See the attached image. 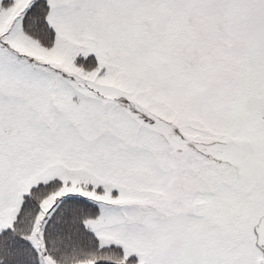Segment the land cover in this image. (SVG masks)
Listing matches in <instances>:
<instances>
[{"label": "snow or ice", "instance_id": "6c2138e0", "mask_svg": "<svg viewBox=\"0 0 264 264\" xmlns=\"http://www.w3.org/2000/svg\"><path fill=\"white\" fill-rule=\"evenodd\" d=\"M0 264H264V0H0Z\"/></svg>", "mask_w": 264, "mask_h": 264}]
</instances>
